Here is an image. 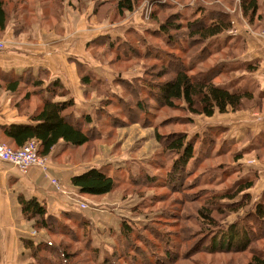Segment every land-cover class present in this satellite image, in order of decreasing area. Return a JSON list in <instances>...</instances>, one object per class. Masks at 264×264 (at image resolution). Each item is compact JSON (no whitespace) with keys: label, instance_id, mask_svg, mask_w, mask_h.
Masks as SVG:
<instances>
[{"label":"rangeland","instance_id":"374dc122","mask_svg":"<svg viewBox=\"0 0 264 264\" xmlns=\"http://www.w3.org/2000/svg\"><path fill=\"white\" fill-rule=\"evenodd\" d=\"M3 1L8 11L14 9V18L21 25L20 33L29 31L32 24V31L43 29L48 33L44 40L51 41L48 45L61 48L57 49L59 52L53 50L54 53H62V58L68 54L71 62L75 60L80 63L77 65L80 77H90L87 85L79 81L80 97L64 91L74 101L73 109L66 113L72 111L79 119L82 115L91 116V122L84 128L82 126L90 137L88 144L81 148H64L62 153L66 162L72 164L76 173L97 166L104 168L106 175L116 177L113 191L105 196L91 197L80 193V197L77 194L69 195L73 204L85 211L89 227L79 226L76 230L77 233L81 232L78 239H75L70 235L75 233L77 226L72 219L52 217L55 222L49 220L48 233L42 232L46 237L45 242L49 243L46 249L59 248L68 256L67 264H144L142 260L149 258L146 245L138 241V237L131 236L130 240L122 237L116 225L120 221L129 220L135 224L133 227L146 229L142 230V237L155 243L153 248L160 254H163V247L176 253L169 261L171 264H257L253 259L254 254H258L264 263V220L247 224L256 230V234L252 235V242L247 243L246 248L232 246L228 250H220L212 247L213 242L216 244L221 240L222 231H226L241 215L245 217L251 212L248 211L253 209L251 201L239 213H225L224 218H221L223 214L217 215V209L213 207L212 212L215 213L211 216L216 226H210L209 231H205L209 220L204 215L206 209H209L207 204L211 202V193L219 195L224 189L235 188V184L245 177L238 175L241 173L239 166L248 167L245 162H250V157L240 165H234L231 158L233 146L230 148L224 144L223 136L219 137L216 128H213L207 132L214 136L212 139L215 144L204 147L205 150L202 148L206 158L199 163L202 152L194 153L195 159L188 165V169L195 166L196 170L185 173L179 185L177 181L169 183L166 173L176 156L164 150V141L177 133H183L187 139H191L195 132L200 133L206 129L205 126L216 121L217 117L207 120L189 114L183 105L174 109L161 107L149 99L148 94L144 99L145 91H141L142 85L146 87L150 82L158 84L172 78L174 63L178 59L185 67H192L194 74L213 69L217 73L213 80L216 85L230 91L239 90L234 89L230 74L234 60L238 57L235 48H238L239 38L235 34L243 29L252 34L257 33L264 39V0H254L255 13H245L242 0H136L133 10L123 15L115 10L113 0ZM208 16L223 18L230 23V29L205 42L197 43L194 40L197 43L194 47L187 37L188 28L171 32L169 39L160 34L162 25H183L182 22L187 25L202 20L207 23ZM10 17L13 18V14ZM231 30L235 33L230 34ZM29 35L22 33L20 40L28 39L32 42V35ZM219 37L223 39L219 40ZM80 41H87L86 48L82 47ZM221 44L225 45L218 48L217 45ZM67 46L69 48H65ZM74 46L79 48L74 50ZM213 49H218L219 53L210 55ZM71 50L79 51L83 56H72ZM202 50H205L203 56ZM123 82L128 83L130 89ZM247 85L251 87L253 82L248 80ZM48 89L53 96L51 89ZM138 96L144 101L148 112H140L135 107L134 100ZM35 100L39 101L40 98L35 97ZM261 100L253 96L251 101L242 102L240 111L250 110L251 118L264 117ZM251 104H255L254 110L248 108ZM126 107L129 108L127 116ZM203 134L204 131L200 137L197 135L199 139H203ZM2 140L0 144L15 149ZM194 146L195 149L198 147L196 144ZM45 164L50 167L47 159ZM55 180L60 183V190L55 186L54 190L62 194V183L59 179ZM223 203L216 205L222 208ZM66 229L71 233L66 234ZM38 231L34 226L31 234L35 235ZM88 233L92 234L90 246L98 247V257L84 244ZM142 244L145 245L144 252ZM28 254H31L30 251L26 252L24 264L63 262L43 252L38 253V259H31ZM157 264H161V260H157Z\"/></svg>","mask_w":264,"mask_h":264},{"label":"crops","instance_id":"0c3cea01","mask_svg":"<svg viewBox=\"0 0 264 264\" xmlns=\"http://www.w3.org/2000/svg\"><path fill=\"white\" fill-rule=\"evenodd\" d=\"M49 1L46 0V2ZM31 2L33 1L31 0ZM41 4L44 5V1ZM4 10L6 23L4 29L0 31L1 40L5 45L4 49L0 51V139L2 138V141L15 146L11 139L2 134L1 129L11 125L32 127L37 125L38 123L33 121V117L45 102L65 100L64 96L60 97V93L54 92L53 96L50 95L48 88H51L55 83L59 84L61 92L74 93L75 97H80L82 94L79 86L80 70L77 71V65L80 63L75 60L71 62V59L67 57L68 54L67 56L63 55L64 58L61 57L62 53L56 55L53 50L59 52L57 49L61 48H57V45L53 48L50 47L48 44L51 41L44 40L48 33L46 34L43 29L32 31L33 24L29 31H22L24 34L32 35V42L28 39L21 41L22 33L19 32L21 25L14 18V9L8 11V6L4 4ZM12 14L13 18L10 17ZM74 33L76 34V31ZM237 34L236 38H239V41L238 48L235 49L238 57L234 60V67L230 71L233 77L231 80L234 86H232L234 89L250 93L262 91V93L254 92L253 96L262 98L260 104L264 107V39L257 33L252 34L243 29H240L239 33L235 35ZM225 36L229 35L225 34ZM222 39L219 37V40ZM79 43L83 48H86L87 41ZM225 44L217 45V47L220 48ZM65 48H69V46ZM78 48L79 46H74L72 49ZM74 50H71L70 55L83 56L79 51ZM213 50L210 55L219 53L218 49ZM248 80L250 83L253 82L251 87L247 85ZM16 83L15 88L11 89L10 86ZM58 87L57 89H59ZM35 97H39L40 100H35ZM253 107H256L255 104L248 106L251 110H254ZM249 111H228L223 114L215 113L210 118L204 117L207 120L217 117L218 120L207 124L206 129L200 133L195 132L192 136L216 128L219 137L223 136V143L228 144L230 148L233 146L231 158L234 165H240L250 157V162L249 160L245 162L248 167L239 166L241 169L239 176L256 173V180L254 186L249 190V194L260 198L264 194V122L249 117ZM68 147L75 149L59 140L45 156L50 163L46 174L38 167H32L28 173L22 174L15 167L0 161V264H24L25 260L23 259L26 258L27 252L23 247L24 242L32 241L37 244L46 240L42 233L45 231H38L34 237H31L34 221L27 220L23 216L19 198L34 199L45 208L46 217L61 218L63 213L76 212L87 218L85 211L73 204L69 197V195L75 194L79 196L78 190L72 186L70 180L93 168L102 170L104 173L107 171L96 166L79 170L80 172L76 173L75 168L66 162L64 153H62V150ZM259 155L263 157H259ZM242 170L245 171L242 172ZM51 178L61 181L64 194L55 192Z\"/></svg>","mask_w":264,"mask_h":264},{"label":"trees","instance_id":"16d2710c","mask_svg":"<svg viewBox=\"0 0 264 264\" xmlns=\"http://www.w3.org/2000/svg\"><path fill=\"white\" fill-rule=\"evenodd\" d=\"M135 1L136 0H113V2H115V10L119 15H123L124 12L132 11ZM242 3L244 4L243 7H245V13L248 11H251L252 13L256 12V3L254 0H242ZM207 18L209 19L207 23L202 20L204 23L198 21L187 25H184L183 22V25H162L160 34L165 35L166 39H169L171 32H180L181 30L188 28L187 37L190 39V43H192L194 47L197 43L205 42L210 38L218 37L230 29V23L224 21L223 18L221 19L220 17L212 16H208ZM5 23L6 12L4 10V1L0 0V31L4 29ZM194 40L197 41V43L193 42ZM168 43L170 44L172 42L168 41ZM134 51H136V49ZM204 53L205 50H202L201 55L203 56ZM178 58L179 57H177V59ZM174 64L175 69L172 78L159 82L158 84L150 82L147 84V88L142 85L141 91H145L143 93L144 99L148 94V98L157 102L161 107L174 109L179 105H183V108H185V111L189 114L207 118L213 117L215 113L223 114L228 111L238 112L242 107V102H248L253 99L252 93L248 91H230L216 85L213 80L217 77V73H214L213 69L208 70L207 72L194 74L193 68H190L189 66L185 67L184 63H182L179 59L178 62ZM158 76L160 77L161 75H156V77ZM80 82L83 85H87L90 82L89 75H81ZM124 84L126 88L130 89L128 83L125 82ZM16 85L17 83L11 85L10 88L14 89ZM35 85L37 86V83H35ZM58 85V83H55L50 89L52 93H60V97L64 96L65 100L61 102H45L40 111L33 117V121L37 122V125L33 127L11 125L1 129L2 134L6 138L13 141L15 148H19L27 141L34 139L39 142V155L46 156L59 140H62L66 145L74 148H81L88 144L90 137L88 136V132L82 129V126L84 128L86 124L91 122V116L82 115L79 119L72 111L66 113L67 110L70 111L71 108L73 109L74 101L72 98H69L67 94L58 91L61 90ZM57 87L59 89H57ZM147 89L148 92L146 91ZM141 100L142 98L140 99V96L135 97L134 105L138 111L145 112L147 109L144 105V101L142 102ZM127 102L128 101H126V103ZM125 114L126 116L129 114V108L127 107ZM91 132L94 133L93 130H91ZM197 135L199 136L200 134ZM197 135L191 139H187V136L183 133H177V135L172 136L162 144L166 152L176 156V160L173 161L172 166H170L171 168L168 173H166V179L168 177L169 183L171 182V184H174V182L177 181V184L179 185L182 178L185 176V173H193L196 170L195 166L192 167L191 170L188 169V165L193 161V159H195L194 153L199 154V152H202V156L199 157V163H201V161L206 158L205 153L203 156L202 148L205 150L204 147H210L215 144L212 139L214 136L207 132V130L204 131L203 139H199L200 136L198 137ZM158 139H160V137H158ZM195 144L198 145L196 149L194 146ZM206 150L208 151L209 149ZM227 174L232 175L234 173ZM239 174L240 173H238V175ZM115 179V177L106 175V173L102 170L93 168L80 175L74 176L71 178L70 182L81 195L100 197L113 191L116 185ZM255 180L256 173H252L249 176L243 177L235 184L236 186L233 188L234 192H232L233 189L231 187L229 189H224V191H222L219 195L215 192L211 193V202H208L207 204L209 209H206V214L204 215V218L209 220L207 225L208 229L205 230L206 232L209 231L210 226H216V223L213 221L211 216L212 213H215L212 212L213 207L217 209L216 214H223L221 218H224L225 213H239L241 209L247 207V202L249 201H251V205L253 206V209H248V211L251 212H248L245 217L241 215L242 217L240 216V218H237L235 223H232L227 227L226 231H222V234H220L221 240L216 242V244L213 242V249L218 247L220 250H223L224 248L228 250L229 248H232V246L242 247L244 249L248 245L247 243L252 242V235L256 234V230L248 227L247 224L250 225L251 223H260L264 220V194L260 198L253 197L249 194V190L254 186ZM148 183L149 182L147 181L146 184ZM243 199L244 201H242ZM222 201H224L222 204L223 207L219 208L216 204ZM255 201L258 202L253 205ZM227 202L230 204H225ZM19 203L21 205L23 216L27 220H33L35 228L48 233L50 229L49 220L54 222L55 220H52V217H46L45 208L40 206L34 199L24 200L23 198H19ZM62 217L67 218L68 220L72 219L74 224L77 225L74 229L75 233L70 234L73 235V238L75 239H78L81 232L78 231L77 233L76 229H78L79 226L87 229L89 227V220L84 215H81V213H63L61 215V218ZM129 222V220H123L117 224V227L120 230L119 233L122 237L128 240H130L131 236L136 238L138 237V241H141V243L146 245V248L149 251V253H147L149 258L143 259V263L157 264V260H161V264H171L169 261H171L172 257L176 253L172 251L170 252L166 247H163V254H160L153 248L155 243L152 241V243H150V239L148 240L142 237V230L146 229H137L133 227L135 225L133 222ZM65 233L69 234L71 232L66 229ZM85 235L83 234V236ZM90 242H92V234L88 233L84 239V244L86 247H90V252L96 254L98 247L90 246ZM144 244L141 246L143 252L145 249ZM48 246L49 243L45 241L37 244L32 241H25L23 247L28 251V253L30 251L31 254H28V256H30L31 259H38L36 257L38 253L43 252L45 254H51L56 259H62L63 262L57 260V264L68 263V256L66 257L63 251L59 248L55 250H47L46 248H48ZM97 255L98 254H96V256ZM257 255H253L255 262H257V264H264ZM47 263L54 264L53 261H48Z\"/></svg>","mask_w":264,"mask_h":264},{"label":"built area","instance_id":"2783aa9c","mask_svg":"<svg viewBox=\"0 0 264 264\" xmlns=\"http://www.w3.org/2000/svg\"><path fill=\"white\" fill-rule=\"evenodd\" d=\"M230 34H234L235 32L231 30ZM5 47L4 42L0 40V51ZM256 121L264 122V117L256 116L254 118ZM39 142L37 140H29L23 146L15 149H11L9 146L0 144V161L9 164L15 167L20 173L26 174L29 169L32 167H38L41 171L46 174L47 173V165L45 164V156H40L38 153ZM51 183L58 190H60V183L51 179ZM61 193L64 194V189ZM84 207V206H82ZM34 234H31V237H34Z\"/></svg>","mask_w":264,"mask_h":264}]
</instances>
